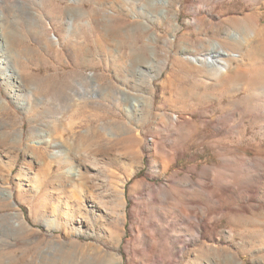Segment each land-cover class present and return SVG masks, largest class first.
I'll list each match as a JSON object with an SVG mask.
<instances>
[{
    "label": "rangeland",
    "instance_id": "374dc122",
    "mask_svg": "<svg viewBox=\"0 0 264 264\" xmlns=\"http://www.w3.org/2000/svg\"><path fill=\"white\" fill-rule=\"evenodd\" d=\"M102 1L27 0L10 15L25 79L45 102L31 109L25 91L18 106L0 77L11 106L0 108V190L13 195L0 196V223L19 224L0 233V264H264V82H225L253 64L245 54L264 0H174L178 29H150L161 36L153 62L131 18L96 24ZM76 5L90 16L78 19ZM248 15L242 47L223 45L243 58L229 57L226 73L179 57L183 47L202 54L206 35L239 31L233 20ZM69 21L74 36L53 44ZM72 152L85 162L71 185L61 174Z\"/></svg>",
    "mask_w": 264,
    "mask_h": 264
},
{
    "label": "bare ground",
    "instance_id": "6f19581e",
    "mask_svg": "<svg viewBox=\"0 0 264 264\" xmlns=\"http://www.w3.org/2000/svg\"><path fill=\"white\" fill-rule=\"evenodd\" d=\"M26 1L25 0H0V19L4 20V22L0 24V77L3 83L2 86H4V89L7 91V93H9L14 103H16L18 106L23 107V105L26 104V102L21 100V98H22L23 92L28 91L29 93L28 103L30 105V108L32 109L38 106V104L40 103L39 99L42 100L44 103L45 96L42 98H39L43 95L37 96L35 92V88L37 87L34 88L32 85L33 82L31 83L25 79V75L29 73V70L27 66H25V64L21 62L22 52H20V49H19L21 36L18 35L15 30H12V25L9 22L10 15L12 11L16 9V7L18 6L30 7L28 6L30 5L29 2H26ZM72 1H78V0H72ZM173 3H174V0H104L101 3L100 2L98 3V5L100 4L101 6H104L103 8L98 7L94 9L95 17L93 18V20L99 26L101 25L106 26L107 25L105 23L106 21H111L113 18L117 16L131 18L127 26L130 28L133 34L136 32V34H140L142 36V38L144 39V44L141 47V50L143 51L144 55H147L146 54L147 52H151L152 59H150L147 56V62L149 61L153 62L154 60L157 59L156 58L157 49H158V44L161 40V36L156 31L153 32L150 36L149 34L150 29H152L153 27H161V26L163 27V26H168V25L174 31L178 29L177 26L174 25L168 17V12H169L168 7L172 6ZM106 5L107 6L109 5L112 8L109 9ZM115 8H119V12L115 11L114 10ZM69 9L71 12L75 13L78 19L85 18L86 16L89 15L87 12L83 11V8L80 5L71 6L69 7ZM32 14L33 15H30L29 17L30 20H28L29 31L31 30V27L33 28L34 24L36 23V19H37L36 18L37 13L35 14L34 12ZM33 20L35 21L33 22ZM233 21L238 25V29L240 32L236 30H231L224 24L223 26L219 27L220 31L223 32L224 37H221L218 40H212L207 35L204 37L202 42L199 44L200 47L203 49L202 51H204L202 54L196 53L198 52V49L196 48L195 49L192 48L193 50H190L187 47H183L179 57H181V55H190L193 52L195 53V55L192 56L193 57L192 61H194L195 63H200L210 70L217 71L219 74L226 73L230 69V63L229 61H227L229 57H233L237 61L240 60L241 62L243 58H241L240 54L230 53L229 51L224 50L223 45L229 44V45H234L235 47H239V48L242 47L238 40L242 37L243 32L245 34L246 32H248V27L253 22L251 15L245 16L242 19H234ZM87 23L90 24V21H88ZM74 26H75L74 21H71V22L69 21L68 24L66 23V26L63 23L58 24V27H59L58 31L60 32L61 36L56 39L50 36V40L52 41V43L60 44L62 43L60 41H64L65 39L70 40V38H72V35L74 36V33L76 32L74 31L75 30ZM256 27H257V24H256ZM257 32L258 34L256 35L255 33V35L259 38L257 41L258 44L253 45L249 50H246V54H245V58L249 60H253V64L251 63L247 65L246 67L244 66L245 68H240L239 70H237L235 74L228 75L229 77L228 79H226L225 82L229 81L231 78L234 80H237L239 78L240 79L245 78L246 74L249 75V82L251 81L264 82V61H263L264 60V27L261 28L260 26H258ZM105 33L107 36L110 35V31H105ZM230 42H233V43L230 44ZM85 81H90L92 82V84L93 83L95 84L97 83V78L95 77V75H90L89 77L85 78ZM77 83L83 89H85V87L83 86V82H77ZM227 89L231 91V86H229ZM2 98H3V95L0 90V108L3 111L11 110V106L9 105V103L4 101V99ZM60 98H62V96ZM32 99L34 101H32ZM133 106L136 107L139 105L136 104V102H134ZM2 135L0 134V136ZM13 139H14L13 141L18 143L19 145L22 143V138L19 135H16ZM50 141H52L50 138L44 139V142H50ZM62 146H63L62 142L57 141L55 143V147H62ZM74 153L73 152L65 153L64 155L65 157L63 161L65 162V165H68V168L65 167L66 170L63 171L64 174L63 175L61 174L62 180L64 182L66 181L68 183H71V185L74 184L76 181L81 180L83 178L81 174V167L84 166L83 164L84 160L80 158L81 156H78L77 154H74ZM61 155L62 154L60 151H57V152L55 151V153L53 154L55 158H58ZM33 163L35 162L31 161L30 164L32 165ZM31 165L29 167H31ZM0 196H4L7 199H11L13 195L11 191L9 190L1 189ZM18 216H19L18 214H13L12 217L14 218ZM20 224H22V226L25 225V223L23 222ZM18 226L19 224H16V222L15 224L0 223V233L2 235H7V236L10 235L11 233L13 235L14 232L18 230L17 228Z\"/></svg>",
    "mask_w": 264,
    "mask_h": 264
}]
</instances>
